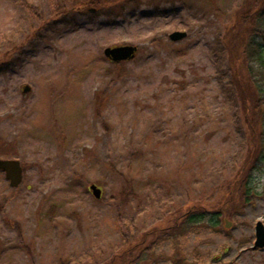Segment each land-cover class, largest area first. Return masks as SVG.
Returning a JSON list of instances; mask_svg holds the SVG:
<instances>
[{
  "label": "rangeland",
  "instance_id": "374dc122",
  "mask_svg": "<svg viewBox=\"0 0 264 264\" xmlns=\"http://www.w3.org/2000/svg\"><path fill=\"white\" fill-rule=\"evenodd\" d=\"M242 1L129 0L50 24V0H0V160L23 172L16 189L0 172V264H106L213 199L244 151L221 42ZM121 46L137 53L116 67L103 52ZM255 183L262 195L264 169ZM257 222L264 197L216 228L163 237L141 264H264Z\"/></svg>",
  "mask_w": 264,
  "mask_h": 264
},
{
  "label": "trees",
  "instance_id": "16d2710c",
  "mask_svg": "<svg viewBox=\"0 0 264 264\" xmlns=\"http://www.w3.org/2000/svg\"><path fill=\"white\" fill-rule=\"evenodd\" d=\"M52 20L50 24L63 22L70 14H94L123 11L129 0H73L69 9L64 0H50ZM26 10L34 11L22 4ZM48 23V21L46 22ZM223 52L227 58L228 85L238 108L239 121L244 134V151L234 172L216 186L213 199L201 201L176 212L165 226L149 230L136 241L126 243L118 255L111 257L106 264L150 263L153 249L163 237L183 234L199 226L216 228L220 219L230 210L247 206L260 197L255 180L264 169V0H243L230 16L225 33L221 38ZM0 71L9 66L8 56H0ZM116 67L120 65L117 63ZM107 129V127H106ZM114 171L113 168H111ZM264 185V184H263ZM133 193L127 185L120 192L122 198ZM6 225L16 231L21 238L18 224L3 216ZM27 252L28 247H27Z\"/></svg>",
  "mask_w": 264,
  "mask_h": 264
},
{
  "label": "water",
  "instance_id": "95a60500",
  "mask_svg": "<svg viewBox=\"0 0 264 264\" xmlns=\"http://www.w3.org/2000/svg\"><path fill=\"white\" fill-rule=\"evenodd\" d=\"M186 37L185 33L174 32L169 35L171 42H179ZM137 53V48L133 46H121L114 48H106L103 55L106 59L112 63L128 62L134 59ZM29 88H24L23 92L26 93ZM0 172L4 174L5 180L9 183V186L13 189L19 187L23 179L22 167L18 161L15 160H0ZM89 191L92 193L95 199H100L101 191L96 186L91 185ZM229 223H225V227H229ZM254 244L253 249L264 250V225L261 222H257L254 227Z\"/></svg>",
  "mask_w": 264,
  "mask_h": 264
}]
</instances>
